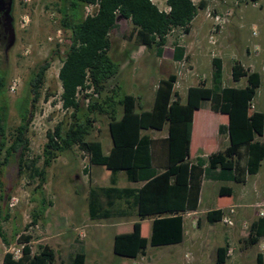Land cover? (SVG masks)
Segmentation results:
<instances>
[{
  "label": "trees",
  "instance_id": "trees-1",
  "mask_svg": "<svg viewBox=\"0 0 264 264\" xmlns=\"http://www.w3.org/2000/svg\"><path fill=\"white\" fill-rule=\"evenodd\" d=\"M254 1V0H253ZM88 4H97L91 13H84ZM169 9L158 10L150 0H57L56 11L60 28L68 32V44L62 51L57 78L61 91V107L69 110L68 121L57 123L47 131L42 146V163L48 165L59 152L76 146L86 153L89 165L102 166L108 171V185L89 186L86 206L89 219L135 215L139 220L149 218V236L141 234V223L134 221L129 231L115 233L112 237V252L126 258L144 254L148 245L158 246L182 240V214L195 210L198 205L201 182L207 179L244 183L247 176L255 174L264 158V143L256 136L264 135V114L252 107V99L260 84L256 71L244 69L239 61L230 66L233 81L244 78L242 86H225L221 82L222 61L212 56L210 84L201 82L186 88L184 101L176 90V74L168 73L159 78L153 91L149 109H141L137 97L125 93L117 84L107 89L108 80L119 68V63L109 54V33L117 27L119 18L128 20L131 30L128 37L134 44L155 48L161 52L166 35L178 28L187 34L197 11L204 1L166 0ZM185 49L173 43L171 58L185 60ZM58 49L38 63L28 79V98L21 111L9 143L5 137V104L0 102V165L8 156L17 152L18 169L26 168L30 178L37 177V189L45 180L44 169L35 165V158H27L25 136L27 115L39 95L45 70ZM5 85L4 74L0 73V94ZM91 89L97 98L85 90ZM88 98L85 106L78 101V93ZM208 109L224 118L217 124V131L225 133L227 144L209 153L205 158L190 159V138L193 113L203 102ZM105 114L111 145L104 154L101 142L88 139L93 114ZM196 111L195 118H197ZM199 115V114H198ZM166 125L164 138L152 139L142 130H160ZM196 130V128H195ZM193 150V142L191 145ZM163 155H160V154ZM122 171L128 182H141L139 186H118V173ZM3 183L0 179V190ZM231 188L220 185L218 196H229ZM45 199L40 196L34 222L44 211ZM220 206V204H219ZM223 210L210 208L204 213L208 223L220 221ZM264 236V216L255 218L248 226V233L241 240L244 247L256 244ZM30 236L19 233V254L14 257L5 252V264H52L53 250L39 246L32 252ZM78 249L69 257L67 264H84L85 253ZM227 244L215 248L212 264H224ZM256 264H264L263 255H255Z\"/></svg>",
  "mask_w": 264,
  "mask_h": 264
},
{
  "label": "rangeland",
  "instance_id": "rangeland-1",
  "mask_svg": "<svg viewBox=\"0 0 264 264\" xmlns=\"http://www.w3.org/2000/svg\"><path fill=\"white\" fill-rule=\"evenodd\" d=\"M192 1L197 3L199 0ZM203 1L204 7L197 11L189 33L184 34L178 28L169 31L162 46L163 54L158 57L153 55V49L134 44L133 39L128 37L130 22L119 18L117 27L109 33V54L119 63V68L108 80L107 89L118 84L123 92L142 97V108H145L149 105L157 77L164 78V75L173 72L176 74L173 88L184 101L188 86L201 82L210 84V60L212 56H218L222 61V85L244 84V78L236 82L231 78L230 66L234 60L239 61L244 69L259 73L260 84L252 99V107L264 113V0ZM56 7L57 0H13L14 39L8 46L0 43V73L5 78L0 102L6 106L4 123L8 143L29 96L31 71L58 49L44 72L38 98L31 107V114L27 115L25 131V155L35 158V165L44 169L45 180L41 188L36 187L37 177L30 178L26 168L18 169L17 152L0 165L3 183L0 190V264H5L2 260L5 252L14 257L19 254L20 244L16 240L19 233L30 236L28 243L32 252L44 244L49 246L54 252L52 264H67L79 246L85 253L84 264H130V258L112 252V235L118 227L122 230L128 228L131 219L136 217L89 219L86 212L88 187L108 185V171L102 166L89 165L86 153L76 146L57 153L48 165L42 163L46 132L57 123L69 120V110L61 107V87L57 78L62 51L68 44V32L58 24ZM206 10L212 15L222 16L224 22L212 30V19L206 17ZM173 43L184 47L185 60H172ZM13 77L16 78V87L10 92L8 85ZM78 101L85 106L81 92L78 93ZM198 111L197 134L193 150L190 149V159L195 156L205 158L227 144L226 134L217 132V124L224 122V118L210 111L206 101ZM93 116L95 120L87 138L99 140L105 154L111 145L108 118L105 114L94 113ZM160 132H166V125L147 134L158 136ZM257 138L264 142V135ZM2 157L3 152L0 160ZM263 171L264 159L257 173L249 175L244 183L204 180L198 201V209L203 208L193 215L198 220L192 230L186 231L182 242L177 245H147L145 253L137 256L140 264H212L215 248L224 244H227L228 251L224 264H256L257 252L263 255L264 261V237L247 247L241 242L247 236L251 221L260 211L264 213V184L251 186L259 174H264ZM119 174L117 185L120 187L140 184L129 183L122 173ZM220 185L230 187L231 194L218 196ZM40 196L45 199V208L42 216L33 222L31 213L37 208ZM256 203L259 206H255ZM214 207H221L232 223L227 225L221 219L208 223L204 211ZM149 226L147 218L141 222V234L145 237L149 236ZM183 228H187L185 221ZM170 249L174 252L169 254Z\"/></svg>",
  "mask_w": 264,
  "mask_h": 264
},
{
  "label": "crops",
  "instance_id": "crops-1",
  "mask_svg": "<svg viewBox=\"0 0 264 264\" xmlns=\"http://www.w3.org/2000/svg\"><path fill=\"white\" fill-rule=\"evenodd\" d=\"M138 46H142V45H138ZM144 47V46H143ZM150 49H153V55L155 56V57H158L159 55L160 56H162V54H163V49L161 50V52L160 53H158V50L157 49H155V48H150ZM160 62H161V59H159V61H158V66H160ZM158 72V71H157ZM167 75V74H166ZM166 75H164V76H166ZM158 77H157V80H156V84H157V81H158ZM156 84H155V86H156ZM155 89V88H154ZM154 89H153V91H154ZM153 91H152V93H151V96L149 97V105L147 106V107H145V108H142V105H143V103H142V97H140L139 95H137V96H135V97H137V100H138V102H139V105H140V107H141V109H149L150 108V106H151V104H152V98H153ZM186 93V92H185ZM180 97V96H179ZM184 99H185V97H184ZM181 100V99H180ZM182 101V100H181ZM196 111H198V110H196ZM196 111H194V113H193V119H192V126H191V138H190V149H191V145H192V142H193V146H194V139H195V137L194 136H196L195 134H197V127H196V120H197V118H195V114H196ZM199 112V111H198ZM213 113H215V112H213ZM263 113V112H262ZM216 114V113H215ZM264 114V113H263ZM164 127V126H163ZM195 128H196V130H195ZM264 129V128H263ZM153 130H155V129H146V130H142L141 131V133H144V134H147V132L149 131V133H150V131H153ZM161 130V129H160ZM159 131V130H158ZM218 132V131H217ZM161 133V134H160ZM159 133V135L158 136H150L152 139H157V140H159L160 141V139H162V138H164L165 136H166V134H167V128H166V132L165 133H163V132H160ZM148 135V134H147ZM257 137V136H256ZM261 141V140H260ZM263 142V141H262ZM264 143V142H263ZM160 155H163L162 153L160 154ZM264 159V158H263ZM260 165H261V163H260ZM260 167V166H259ZM264 172V171H263ZM119 173H122V177H125L124 176V173L122 172V171H120ZM118 173V175H120ZM257 173V172H256ZM255 173V174H256ZM254 175V174H253ZM248 177V176H247ZM119 178V177H118ZM119 180V179H118ZM124 180H125V178H124ZM246 180H247V178H246ZM125 181H127V180H125ZM215 181H217V180H215ZM128 182V181H127ZM204 181H202L201 182V185H202V183H203ZM129 183H133V182H129ZM137 183H140L139 185H141V182H137ZM262 184H264V174H259L253 181H252V185L251 186H253V185H256V186H260V185H262ZM139 185H136V186H139ZM124 186H133V185H124ZM200 189H201V186H200ZM199 194H200V190H199ZM198 201H199V198H198ZM205 207V206H204ZM203 208V207H202ZM201 208V209H202ZM215 208V207H214ZM219 208H221V207H219ZM228 208H230V207H228ZM201 209H198V205H197V208L195 209V210H190V211H186V212H184L183 214H182V240H183V237H184V233L186 232V231H189V230H192V228L194 227V224H196L197 223V218H195L193 215L196 213V212H198V210H201ZM208 209H210V208H206V210H208ZM206 210L204 211V212H206ZM86 212H87V206H86ZM87 216H88V213H87ZM129 216H131V215H129ZM135 216V215H134ZM259 216H264V213L262 214V215H258L257 214V217H259ZM123 217H126V216H120V217H118V218H123ZM128 217V216H127ZM136 217V216H135ZM256 217V218H257ZM89 218V217H88ZM113 218V217H112ZM115 218V217H114ZM108 219V218H107ZM146 219V218H145ZM148 220H149V222L151 221V219H149V218H147ZM144 219H142V220H139L138 218H135V219H131V221H130V224H129V226H128V228H125L124 230H122V229H118L117 228V230L115 231V232H113V235L115 234V233H119V232H125V231H129L130 230V228H131V225H132V223L134 222V221H139L140 223L143 221ZM184 221L186 222V225H187V228H186V230H184V228H183V224H184ZM150 227V226H149ZM113 235H112V237H113ZM264 237V236H263ZM182 240L180 241V242H177V243H174V244H167V245H172V246H174V245H177V244H179V243H181L182 242ZM148 245V244H147ZM159 246V245H158ZM147 247V246H146ZM145 251H146V249L144 250V253H145ZM172 252H174L173 251V249H170L169 250V254L170 253H172ZM143 255V254H142Z\"/></svg>",
  "mask_w": 264,
  "mask_h": 264
},
{
  "label": "built area",
  "instance_id": "built-area-1",
  "mask_svg": "<svg viewBox=\"0 0 264 264\" xmlns=\"http://www.w3.org/2000/svg\"><path fill=\"white\" fill-rule=\"evenodd\" d=\"M150 1L156 5L158 10L167 11L169 9L168 5L166 4V0H150ZM96 6H97V4H88V5H86L85 8H86L87 11H85V14L86 13L90 14L92 9L95 8ZM88 8H90V9H88ZM226 14H228V12ZM206 17L212 19V23H213L212 30H214L215 27H219L221 25V23H223L224 20H225V19H223L222 16H220L218 14L212 15L209 10H206ZM262 70L264 72V62H263V65H262ZM15 87H16V78L13 77L11 82H10V84L8 85V90L10 92H13L15 90ZM85 91L87 93H90L93 96H96V93H94L91 89H86ZM87 99L88 98H85V101H87ZM255 206H259L258 203H256ZM229 211H231V209ZM262 214L263 213L261 211L258 213V215H262ZM221 220H222V222H224L227 225H230L232 223L231 219L228 216L224 215V214L222 215ZM227 252H226V255H227ZM130 264H140V260L137 259V257L136 258H130Z\"/></svg>",
  "mask_w": 264,
  "mask_h": 264
},
{
  "label": "flooded vegetation",
  "instance_id": "flooded-vegetation-1",
  "mask_svg": "<svg viewBox=\"0 0 264 264\" xmlns=\"http://www.w3.org/2000/svg\"><path fill=\"white\" fill-rule=\"evenodd\" d=\"M8 1L9 0H0V43L4 46H7L8 44L10 30H12V40L14 39L12 17L13 0H11L8 13H6L5 10L7 9Z\"/></svg>",
  "mask_w": 264,
  "mask_h": 264
},
{
  "label": "water",
  "instance_id": "water-1",
  "mask_svg": "<svg viewBox=\"0 0 264 264\" xmlns=\"http://www.w3.org/2000/svg\"><path fill=\"white\" fill-rule=\"evenodd\" d=\"M10 3H11V0H9V1L7 2V9L5 10L6 13H8V11H9ZM12 41H13V40H12V30H10V31H9V41H8L7 46L10 45V44L12 43Z\"/></svg>",
  "mask_w": 264,
  "mask_h": 264
},
{
  "label": "clouds",
  "instance_id": "clouds-1",
  "mask_svg": "<svg viewBox=\"0 0 264 264\" xmlns=\"http://www.w3.org/2000/svg\"><path fill=\"white\" fill-rule=\"evenodd\" d=\"M222 217V216H221Z\"/></svg>",
  "mask_w": 264,
  "mask_h": 264
}]
</instances>
